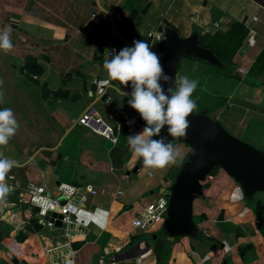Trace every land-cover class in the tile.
Instances as JSON below:
<instances>
[{
  "label": "crops",
  "instance_id": "obj_1",
  "mask_svg": "<svg viewBox=\"0 0 264 264\" xmlns=\"http://www.w3.org/2000/svg\"><path fill=\"white\" fill-rule=\"evenodd\" d=\"M130 8L136 10V18L123 23ZM167 23L181 36L198 31L195 27L200 33L232 30L239 39L231 59L240 81L250 90L264 88V0H0V30L11 29L13 45L0 49V109H12L19 124L9 142L0 145V158L17 162L5 178L12 175L17 187L4 199L19 203L12 213L0 214V264H49L35 233V209L23 190L27 182L37 183L48 194L57 193V183L95 189L86 193L74 214L85 226L71 238L73 264L161 262L150 254L141 259L149 241L131 240L133 229L142 228L133 225V219L160 192L152 197V184L130 174L138 156L127 136L145 125L127 103L130 97L118 91L130 93L131 85L115 80L105 84L109 78L103 61L110 57L112 44L131 47L135 32L148 41V32L160 33ZM119 50L116 46L115 52ZM245 76L258 84L248 85ZM247 110L244 120L253 125L233 133L264 134L261 108ZM83 112L87 117L78 121ZM106 126L111 130L108 137L102 132ZM175 145L181 159L188 147ZM205 177L209 185L195 203L196 223L203 232L197 235L200 245L192 249L182 243L197 258L191 263L220 264L224 251L235 245L238 264H264V236L240 186L225 173L208 172ZM260 190L256 206L264 230V189ZM151 225L143 229L153 230ZM56 234L51 241L61 238ZM214 237L219 248L203 243ZM187 258L174 243L166 263L191 264Z\"/></svg>",
  "mask_w": 264,
  "mask_h": 264
},
{
  "label": "water",
  "instance_id": "obj_2",
  "mask_svg": "<svg viewBox=\"0 0 264 264\" xmlns=\"http://www.w3.org/2000/svg\"><path fill=\"white\" fill-rule=\"evenodd\" d=\"M191 19H194L193 16ZM198 38L197 30L181 36L173 28L165 26L161 39L153 43L152 47L159 55L165 73L172 77L167 83L161 81L165 94L170 95L167 90L175 85L174 75L180 56H192L221 66L213 51L200 45ZM87 85L89 86V83ZM136 117L138 122L145 125L146 122L139 113ZM187 120L190 126L186 136L177 137L188 145L187 159L181 163L174 181L167 187V208L162 222L166 239H173L174 233L192 230L190 199L193 195L203 198L199 180L208 174L213 165H219L234 178L245 196L264 189L263 151L254 149L231 135L217 119L207 114L205 108L192 112ZM160 135L166 137V142L172 139L167 132V126L161 130ZM153 139H159V136H154ZM142 161V158L138 157L132 170ZM162 189L160 187L158 191L161 192ZM57 198L60 203L64 201L62 195ZM54 224L59 226V220H54Z\"/></svg>",
  "mask_w": 264,
  "mask_h": 264
},
{
  "label": "clouds",
  "instance_id": "obj_3",
  "mask_svg": "<svg viewBox=\"0 0 264 264\" xmlns=\"http://www.w3.org/2000/svg\"><path fill=\"white\" fill-rule=\"evenodd\" d=\"M12 47L11 29L5 27L0 30V49L7 51ZM151 48L144 40H134L133 46L110 53V57L103 61V68L109 78L105 84L113 80L122 85L131 83L130 93L118 91L121 96L130 97L127 103L146 122L141 132L127 136L130 149L142 158L145 166L163 168L175 163L180 154L170 142H166V137L160 135L161 130L167 126L170 136H186L190 126L187 117L196 108L191 97L198 81L186 75L176 76L175 91L169 88L167 91L171 94H165L161 81L167 83L172 77L165 73L159 55ZM18 128L12 109H0V145H6ZM154 136H159V139H153ZM16 164L14 160L0 158V200L12 190L5 178Z\"/></svg>",
  "mask_w": 264,
  "mask_h": 264
},
{
  "label": "rangeland",
  "instance_id": "obj_4",
  "mask_svg": "<svg viewBox=\"0 0 264 264\" xmlns=\"http://www.w3.org/2000/svg\"><path fill=\"white\" fill-rule=\"evenodd\" d=\"M194 29L199 30L200 28L195 27ZM203 32L204 31H202L201 33ZM160 33L163 36V29H160ZM116 46L120 49L125 47L122 42H117ZM126 47L128 46L126 45ZM151 50L154 52V48H151ZM185 75L188 76L189 79H195L198 81L197 87L192 93L191 97L196 103V108L193 112H196L201 108H205L207 114L217 119L219 123L223 125V127L225 126V130L230 132L231 135L239 138L254 149L264 152L263 133L259 134L258 136L249 134L248 132L242 135L235 134L239 132V130H242V127L244 128L249 125L247 123L248 119L244 120V114L248 113V108H251V106H255L257 107V109L261 108L262 112L264 113V88H258L257 90L247 89L246 84L240 81V74L238 72L236 76H228L224 73H221L220 71H217L210 63L204 62L203 60L189 58L187 56H180L178 59L174 78L176 76ZM249 79L255 84H258L257 79H252V77L250 76ZM128 85H131V83L129 82ZM126 88L128 89V86H126ZM171 90L173 92L175 91V85ZM250 118L251 117H249V119ZM252 125V122H250L248 129ZM227 128H229L231 131H229ZM174 142L176 144L175 146H177V148L179 149L183 146L188 147L186 143L179 140L177 137H172L170 143L173 145ZM177 151L180 154V151ZM187 152H185V154H182L181 159H179L181 157L179 155L175 163H171L163 168H149L145 166L142 161V163L139 164L141 168L130 171V174L132 176L138 177V180L141 183L152 184V187L150 189L152 190V194L150 193V191L148 192L152 195V197L156 196L159 187L163 185H171V183L174 181L175 175L181 163L187 159ZM147 170H150L152 174L147 175ZM209 172L214 175L225 173V175L230 176L219 165H213L210 168ZM232 180L233 183L235 182L239 185V183L234 178H232ZM199 183L202 192L204 191V188L209 185L208 183L206 184L205 176L199 180ZM259 191L261 190L252 192L250 196H245L242 192V197L244 203L248 205L253 212H255L254 222L257 224V228L261 235L264 236V230L262 225H259V218L257 215L258 208L256 206V195ZM199 200H202V198L198 195H193L190 199V221L193 224L192 230L190 232L174 233L173 239H166L164 228L162 226L163 219L152 223L150 227H152L153 230L143 228L133 229V236L131 237L132 241L135 242L138 239H142L150 242L149 250L140 256L142 260L145 259L148 254H150V257L155 259L156 261L158 258H161V262L159 264H168L166 263V259L170 254V248L174 243H179L181 245L185 255L188 257V263L197 260L195 254L189 249H185V246L182 243H187L188 247H192V249H197L198 245H200L199 241L197 240V235L203 236V232L199 231L201 227L196 223L199 221V219L198 214L195 213V203ZM208 206L210 205L208 204ZM152 234H154V236H152ZM203 243L205 245L212 244L217 248H219L220 244L219 239H217L216 237H214V239L212 240L203 239ZM248 246L251 245L248 243ZM235 248L236 246L234 245L233 247H230L229 250L224 251L226 254L223 253V255L226 257L227 264H238V262L233 258Z\"/></svg>",
  "mask_w": 264,
  "mask_h": 264
},
{
  "label": "built area",
  "instance_id": "obj_5",
  "mask_svg": "<svg viewBox=\"0 0 264 264\" xmlns=\"http://www.w3.org/2000/svg\"><path fill=\"white\" fill-rule=\"evenodd\" d=\"M148 44L150 46L159 39L161 33H147ZM153 48V47H152ZM116 51V46L112 44L108 50V54ZM109 98L104 97L107 101ZM87 114L83 112L78 117V121H84ZM103 134L108 137V132H111L109 127L102 130ZM113 139V137H112ZM12 179V175H8L5 180L6 184L11 188H16L17 183ZM57 193L48 194L34 182H27L23 188L27 195V203L29 207H33L35 221L38 227L35 233L40 242V248L45 255L49 264H73L75 249L71 245V238L83 233L84 224L75 218L74 214L79 210L86 198V193H94L93 188H79L65 183H57ZM116 192H119L117 190ZM167 187L163 188L153 203H149L134 219L133 225L145 228L154 222L163 219L167 208ZM62 195L64 201L59 202L57 196ZM19 207V203L14 200H0V214L12 213V210ZM58 219L59 226L54 224V220ZM49 230L50 233H46ZM57 233V234H56ZM60 235L59 240L51 241V237ZM64 236V238H63Z\"/></svg>",
  "mask_w": 264,
  "mask_h": 264
},
{
  "label": "trees",
  "instance_id": "obj_6",
  "mask_svg": "<svg viewBox=\"0 0 264 264\" xmlns=\"http://www.w3.org/2000/svg\"><path fill=\"white\" fill-rule=\"evenodd\" d=\"M144 8H145L144 6L141 7V10H144ZM135 18H136V10L130 8L129 12L125 16L123 23L130 22ZM166 25L170 28H173V26L168 23ZM235 35L236 34H234L232 30H228L226 32H220L219 30L210 32L206 30L203 33H200L199 31V38H198L199 44L211 49L222 66L215 65L204 59H199V60H203L204 62L210 63L217 71H220L221 73H224L228 76H236L237 73L235 71V64L231 59L234 51L237 48V40H239V39H235ZM134 40H144L148 43L146 39L138 36L136 32L130 38V43L132 46ZM187 57L198 59L192 56H187ZM244 81L248 85H255V83L249 79V76H245ZM220 264H227L225 256L222 257Z\"/></svg>",
  "mask_w": 264,
  "mask_h": 264
}]
</instances>
